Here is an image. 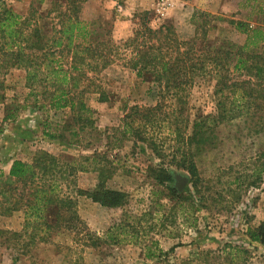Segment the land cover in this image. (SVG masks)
Here are the masks:
<instances>
[{
	"label": "rangeland",
	"instance_id": "obj_1",
	"mask_svg": "<svg viewBox=\"0 0 264 264\" xmlns=\"http://www.w3.org/2000/svg\"><path fill=\"white\" fill-rule=\"evenodd\" d=\"M158 1L152 0L151 7L144 9L145 5H139L138 0H84L79 17L93 24L108 25L117 37L131 33L132 15L142 11L149 12V23L153 27L170 22L181 39L193 34V20L199 11L214 17L247 20L251 27L264 25L255 23L256 10L250 8L252 1L248 5L246 0H169L163 11L158 10ZM5 2L14 11L25 14L31 3L38 13L44 12L51 0ZM195 2L203 8L197 7ZM213 24L215 28L209 33L212 37L219 35L239 44L244 42L245 35L226 21L214 19ZM98 77L108 100L99 102L96 93L86 94L87 104L95 111L91 116L93 126L84 129L76 123L71 129H65L70 116L68 108L28 107L18 110L14 119L3 121L5 103H0V173L7 174L14 158L28 161L37 151L48 152L59 160L65 156L78 161L81 156H95L96 164L107 170L106 186L125 191L128 204L124 210H112L71 193L76 198L77 212L85 228L101 239L96 245L81 241V235L75 238L68 231L57 230L43 239L35 237L25 246L27 234L12 236V233L22 232V213L0 214V264H264V246L250 241L246 235L249 227L264 221V183L247 185L258 164L257 157L264 150V134H249L240 121L218 126L214 145L196 156L193 154L198 172L197 187L185 170L170 167L172 173L188 178L181 189L174 186L173 178L172 186L178 193L184 191L186 198L175 202L158 193L162 188L150 171V168H165L164 164H168L172 156L181 157L179 143L174 146L168 125L158 118L154 127L141 128L144 136L153 137L162 156L130 133H122L124 115L131 106L155 104L156 85L149 76H138L121 59H115ZM7 81L13 88L5 90L6 102L13 96L20 102L26 93L24 72L13 71ZM185 96L182 126H186L183 135L187 136L198 115L215 113L216 98L208 78L196 79ZM44 130L56 137H48ZM171 146L177 151L172 152ZM97 173V169L77 172V186L93 188ZM3 179L0 177V181ZM157 197H160L159 202ZM121 222L137 227L136 241L129 240L128 234H120V239L125 240L118 244L106 239L107 228ZM147 246L155 254L160 253L153 258L146 257ZM230 246L241 250L238 257L228 254Z\"/></svg>",
	"mask_w": 264,
	"mask_h": 264
},
{
	"label": "trees",
	"instance_id": "obj_2",
	"mask_svg": "<svg viewBox=\"0 0 264 264\" xmlns=\"http://www.w3.org/2000/svg\"><path fill=\"white\" fill-rule=\"evenodd\" d=\"M83 1L51 0L49 7L40 13L31 3L26 13L21 14L5 0H0L3 121L14 119L18 110L28 107L68 108L70 116L65 129H71L74 123L81 129L93 126L91 116L95 110L87 104L86 94L96 93L99 102H106L108 96L98 75L115 59H121L138 76H149L157 87L153 106L134 105L124 115L122 133H130L162 156L153 137L144 136L141 128L154 127L158 118L168 125L174 146L179 143L181 157L172 156V160L164 164L165 168H150V171L162 188L158 193L175 202L186 198L184 191L178 193L172 186L173 170L170 167L185 170L191 176L193 186L197 187L198 172L193 154L196 156L214 145L218 126L240 121L249 134H264V25L251 27L247 20L214 17L199 11L193 20V34L181 39L170 22L153 27L149 23V12L142 11L132 15L134 27L131 33L117 37L108 25L93 24L79 17ZM246 1L248 5L252 1L250 8L256 10L255 23H264V0ZM214 19L226 21L243 33L244 42L239 44L224 36L209 35L215 28ZM15 70L24 72L26 93L20 102H16L15 96L6 102L5 90L13 88L7 76ZM198 78L211 80L216 111L198 115L192 122L190 134L184 136L185 93ZM44 131L48 137H56V134ZM174 146H171L172 152L177 151ZM257 159L249 186L264 183V150ZM95 161V156H81L79 161L65 156L59 160L45 151H37L28 161L14 158L7 174L0 173L4 178L0 181V214L18 211L23 215L22 232L12 233V236L27 234L25 246L35 237L43 239L57 230L68 231L75 238L81 235V241L92 245L101 241L85 228L72 194L85 196L112 210H124L128 194L107 187V170ZM96 169L98 180L93 188L77 186V172ZM156 199L159 202L160 197ZM120 234H128L129 240L136 241L138 229L122 222L113 224L106 230V239L118 244L125 240L120 239ZM246 235L250 241L264 246V221L249 227ZM230 247L228 254L238 257L241 250L237 246ZM158 254L150 246L145 248L148 258Z\"/></svg>",
	"mask_w": 264,
	"mask_h": 264
},
{
	"label": "water",
	"instance_id": "obj_3",
	"mask_svg": "<svg viewBox=\"0 0 264 264\" xmlns=\"http://www.w3.org/2000/svg\"><path fill=\"white\" fill-rule=\"evenodd\" d=\"M174 178V186H176L178 189H181V187L187 182L188 178L185 175H181L179 173H172Z\"/></svg>",
	"mask_w": 264,
	"mask_h": 264
},
{
	"label": "crops",
	"instance_id": "obj_4",
	"mask_svg": "<svg viewBox=\"0 0 264 264\" xmlns=\"http://www.w3.org/2000/svg\"><path fill=\"white\" fill-rule=\"evenodd\" d=\"M152 1V0H151ZM151 1L150 0H138V3H139V5L141 4V5H145V6H143V8L144 9H149L150 7H151ZM196 3V5H197V7H202L203 8V6H199L200 4H198V2H195ZM154 4L152 3V6H153ZM193 5H195V4H193ZM169 13H170V11H169ZM169 13H168V15H169ZM179 18V17H178Z\"/></svg>",
	"mask_w": 264,
	"mask_h": 264
},
{
	"label": "built area",
	"instance_id": "obj_5",
	"mask_svg": "<svg viewBox=\"0 0 264 264\" xmlns=\"http://www.w3.org/2000/svg\"><path fill=\"white\" fill-rule=\"evenodd\" d=\"M169 5V0H159L157 3L158 10L163 11L165 10Z\"/></svg>",
	"mask_w": 264,
	"mask_h": 264
}]
</instances>
